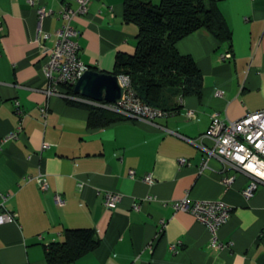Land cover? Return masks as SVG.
<instances>
[{"label":"crops","instance_id":"0c3cea01","mask_svg":"<svg viewBox=\"0 0 264 264\" xmlns=\"http://www.w3.org/2000/svg\"><path fill=\"white\" fill-rule=\"evenodd\" d=\"M38 3L52 10L39 22L50 34L61 24L60 4L75 6V0ZM217 6L230 48L203 28L174 44L201 75L199 96L172 97L176 111L166 117L89 128L86 108L45 94L44 55L33 41L35 5L0 0V210L15 213L0 224V264H47V245L75 228L92 229L99 243L66 264H264V185L245 199L244 174L214 157L199 168L200 147L211 145L204 137L211 114L233 121L264 109V0H217ZM71 25L78 58L95 71L111 73L115 53L134 50L136 29L123 22L122 0H89ZM188 109L193 119L184 117ZM179 158L186 163L179 166ZM147 174L150 183L143 181ZM221 176L233 179L225 186ZM107 193L120 195L111 208L103 206ZM182 198L227 204L230 214L216 236L229 244L212 249L205 226L172 209Z\"/></svg>","mask_w":264,"mask_h":264},{"label":"built area","instance_id":"2783aa9c","mask_svg":"<svg viewBox=\"0 0 264 264\" xmlns=\"http://www.w3.org/2000/svg\"><path fill=\"white\" fill-rule=\"evenodd\" d=\"M26 1L30 5H35L37 26L33 41L37 44L42 55H44L42 74L46 81V96L54 95L80 100L86 104L113 111L125 117L146 121L171 114L140 101L131 87L129 76L124 73L116 75L118 84L122 88V95L114 103L94 102L65 94L64 88L72 87L81 73L88 69L78 58V45L74 40L77 33L71 25V18L74 15L84 14L87 11L89 0H75V6H70L66 3L60 4L55 12L60 18L61 24L51 34L42 30L39 27V22L42 17L52 14V10L39 4L38 0ZM51 37L53 43L49 45L48 42ZM228 57V53L221 56V58ZM214 94L220 96L219 91H215ZM13 110L16 115L21 113L17 102H14ZM39 111L40 115H43L45 113L44 106ZM184 117L193 119V111L190 109L186 110ZM14 136V133L8 135L9 138ZM204 137L211 142V145L209 147H200L205 154L200 161V169L207 166L209 157H214L223 165L244 174L248 178V183L240 193L245 199L252 195L258 184L264 185V109L247 112L233 121L221 119L216 113H213L210 116ZM177 163L181 166L186 163V160L179 158ZM132 174V171H129V175L131 176ZM232 179L233 176H221L219 180L223 185L227 186ZM35 181L40 190L47 188V182L42 175H38ZM143 181L150 183L152 181L151 175H145ZM119 199V194L107 193L103 206L111 208ZM148 199L151 200L152 198L148 197ZM53 200L61 202L57 194L53 195ZM171 206L175 211L179 210L189 213L196 221L205 226L209 233V246L212 249H218L229 244L223 245L216 236L218 227L227 220L230 214L231 208L227 204L216 200L190 201L187 198H182L174 201ZM135 208L136 206H134ZM14 219L15 213L0 210V224L14 221Z\"/></svg>","mask_w":264,"mask_h":264},{"label":"trees","instance_id":"16d2710c","mask_svg":"<svg viewBox=\"0 0 264 264\" xmlns=\"http://www.w3.org/2000/svg\"><path fill=\"white\" fill-rule=\"evenodd\" d=\"M123 22L136 29L132 53L114 55L111 74H127L136 97L143 103L174 113V96H199L201 75L188 55H179L175 42L203 28L230 48L231 34L217 0H122ZM92 69V67H87ZM65 94L75 96L71 87ZM65 101L88 110L86 124L98 128L126 117L94 105ZM99 241L90 228L64 229L60 242L46 247L47 264L71 263L93 250Z\"/></svg>","mask_w":264,"mask_h":264},{"label":"water","instance_id":"95a60500","mask_svg":"<svg viewBox=\"0 0 264 264\" xmlns=\"http://www.w3.org/2000/svg\"><path fill=\"white\" fill-rule=\"evenodd\" d=\"M71 89L74 95L94 102L114 103L122 95L116 75L92 69H85Z\"/></svg>","mask_w":264,"mask_h":264},{"label":"rangeland","instance_id":"374dc122","mask_svg":"<svg viewBox=\"0 0 264 264\" xmlns=\"http://www.w3.org/2000/svg\"><path fill=\"white\" fill-rule=\"evenodd\" d=\"M153 2H158V0H152Z\"/></svg>","mask_w":264,"mask_h":264}]
</instances>
